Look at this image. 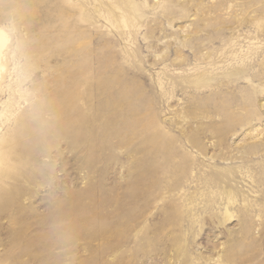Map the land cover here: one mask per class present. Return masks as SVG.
Masks as SVG:
<instances>
[{
  "label": "rangeland",
  "instance_id": "374dc122",
  "mask_svg": "<svg viewBox=\"0 0 264 264\" xmlns=\"http://www.w3.org/2000/svg\"><path fill=\"white\" fill-rule=\"evenodd\" d=\"M0 264H264V0H0Z\"/></svg>",
  "mask_w": 264,
  "mask_h": 264
},
{
  "label": "bare ground",
  "instance_id": "6f19581e",
  "mask_svg": "<svg viewBox=\"0 0 264 264\" xmlns=\"http://www.w3.org/2000/svg\"><path fill=\"white\" fill-rule=\"evenodd\" d=\"M7 37L4 32L0 29V46L2 47L6 43Z\"/></svg>",
  "mask_w": 264,
  "mask_h": 264
}]
</instances>
